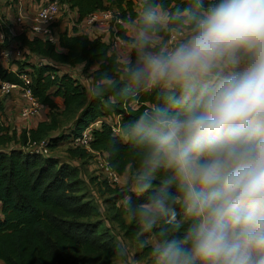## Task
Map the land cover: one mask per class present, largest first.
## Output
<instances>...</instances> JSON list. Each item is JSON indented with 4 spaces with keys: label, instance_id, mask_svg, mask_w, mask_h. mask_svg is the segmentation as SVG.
I'll list each match as a JSON object with an SVG mask.
<instances>
[{
    "label": "clouds",
    "instance_id": "clouds-1",
    "mask_svg": "<svg viewBox=\"0 0 264 264\" xmlns=\"http://www.w3.org/2000/svg\"><path fill=\"white\" fill-rule=\"evenodd\" d=\"M141 3L124 73L158 102L122 125L147 194L124 207L157 229L154 264H264V0H186L168 18L181 38L160 45L155 0Z\"/></svg>",
    "mask_w": 264,
    "mask_h": 264
},
{
    "label": "trees",
    "instance_id": "trees-1",
    "mask_svg": "<svg viewBox=\"0 0 264 264\" xmlns=\"http://www.w3.org/2000/svg\"><path fill=\"white\" fill-rule=\"evenodd\" d=\"M17 2L18 0H14L13 3L15 13ZM63 2L77 11L80 20L96 11L115 7V16L122 19V23L116 24V33L124 40L133 42L134 37L128 35L125 24L135 22L138 26L142 11L141 0ZM155 3L159 11L167 13V22H162L160 31L156 34L163 39L161 44H164L171 30L177 29L168 18L176 9L185 7L186 0H155ZM9 14L13 15V11ZM9 20L12 24L13 19ZM111 31L114 32L113 29ZM0 32L7 44L15 42L26 49L29 58H38V61H32L31 58L18 60L15 69H7L0 64V78L30 90L40 104L49 108L47 119L40 120L36 126L25 128L20 133L10 127H0V264H59L55 250L104 257L105 263L111 264L116 254L114 249L95 236L94 225L81 221L89 217L90 210L70 193L69 180L76 174L75 170L68 163H59L55 156L24 151L21 147H16V144L23 147L29 141L46 140L51 149L69 144L67 153L70 157L86 158L89 152L75 147L74 138L81 135L96 119L114 114L122 116L121 135H114L111 127L103 124L94 130L92 148L104 153L109 166L119 175L129 172V176H132L130 188L111 187L106 182L115 204L121 201L117 205L118 218L113 221H116L126 238L138 239L142 244L135 257H149V261L154 263L151 257L152 245L147 240L150 236L158 239L157 229L142 231L138 222L124 207L127 197H131L133 205H136L145 200L147 194L142 195L136 189L140 159L131 143L123 136L122 125L140 111L157 103L156 96L131 85L124 73V66L128 62L121 61L111 44L101 35L90 37L74 28L72 32H59L58 41L54 43L39 37L31 38L25 33L12 34L10 27L2 21ZM135 58L133 51L131 60L134 61ZM42 59L46 60L40 62ZM61 66H83L85 72L93 69L95 92L88 100L80 80L68 72H61ZM22 73L30 76V84L22 80ZM58 98L62 99V107L57 102ZM61 111L77 113V117L66 131L52 135L53 131L60 128L58 115ZM167 175L163 170L158 173L161 179ZM175 207L178 217L182 216L179 202ZM129 215L131 219L127 220ZM165 226V222L161 220L157 228Z\"/></svg>",
    "mask_w": 264,
    "mask_h": 264
},
{
    "label": "rangeland",
    "instance_id": "rangeland-1",
    "mask_svg": "<svg viewBox=\"0 0 264 264\" xmlns=\"http://www.w3.org/2000/svg\"><path fill=\"white\" fill-rule=\"evenodd\" d=\"M47 1L48 0H43V2ZM60 1L64 4L67 3L63 2L65 0ZM13 3L14 0H0V21L5 22L10 27L12 34H17L18 32L9 20L10 18L14 19L15 12L13 9ZM32 3L38 6L36 1L32 0ZM9 6L10 9L8 10ZM111 9L114 10L115 7ZM11 10L13 11V15L9 14ZM85 25V23H81L78 24V26L73 27L83 33H89L90 31H86L87 26ZM111 29L112 22L108 27L109 35L112 33ZM132 29H134L133 25L129 27L130 33L132 32ZM94 30L95 31L91 30L92 36L98 34L109 41V35H107V33L99 32L97 29ZM0 41H2L0 42V48L5 47L13 50L12 61L8 64L10 68H16V61L29 58L26 49L22 48L17 43L13 42L10 45L9 43L7 44L2 33L0 34ZM166 42L167 44H171L168 40ZM31 60L36 61L37 59L32 57ZM61 72H68L80 80L85 87L87 100L94 94L95 90L91 71L85 72L83 66H76L75 68L62 67ZM29 102V97L20 89L14 90L10 93L0 91V127H10L20 133L23 129L34 127L40 120L48 118L49 108L45 107L41 109L37 115H33L26 120L21 115V109L28 105ZM57 102L60 107H62V99L58 98ZM60 113L61 114L58 115L60 128L57 131H53L52 135H57L60 132L66 131L73 125L77 117V113H66L63 111ZM68 146L69 144H61L55 149H52L50 155L55 156L59 163H68V165L75 170L76 174L69 180L71 183L70 193L78 199L80 204L87 205L90 210L89 217L81 219V221L89 222L94 225L96 228L95 236H98L101 241L109 243L114 249L116 254L112 258L111 264H154L153 262H150L149 259H137L135 257V253L139 251L138 249L140 248L141 243L136 239L126 238L116 221H113L118 218L117 205H119L121 201H118L117 204H115L113 194H110L107 190L106 184L109 183V181L104 178L99 156L96 155V153L90 152L86 158H73L67 153ZM16 147L21 146L20 144H16ZM130 177L132 178L131 175H126V178L123 181L124 188H130ZM109 184H111V187H117L120 185L118 182H110ZM133 186L134 185H132V187ZM126 219L130 220L131 216H127ZM55 253L59 257V264H106L104 257H89L82 253L77 254L74 251L61 252L55 250Z\"/></svg>",
    "mask_w": 264,
    "mask_h": 264
},
{
    "label": "built area",
    "instance_id": "built-area-1",
    "mask_svg": "<svg viewBox=\"0 0 264 264\" xmlns=\"http://www.w3.org/2000/svg\"><path fill=\"white\" fill-rule=\"evenodd\" d=\"M21 1L25 2L26 0H18V4ZM82 20H85L87 23L90 24L103 23L107 26H110V23L112 22V29L114 30V32L111 33L108 41L111 44L112 48L119 45H123V43L126 41L116 33V24L122 23V19L115 16L114 10H112L111 8L96 11ZM82 20L79 19L77 11L72 10L68 3L64 4L60 0H48L47 2H40L36 10L31 14L26 13L25 4L18 5L16 7L14 19L12 20V25L18 32L17 34L25 33L31 38L39 37L41 39L57 43L59 32L65 30H69L70 32H72L74 28L73 26H78V24ZM180 38V32L177 29H173L170 32L168 41L170 43H173L174 41ZM12 56V49L5 47L0 48V64L3 67L7 69H12L8 66V64L12 61ZM36 59V61H38V58ZM45 60L46 59H42V61L40 62H43ZM20 77L26 84H30V76L22 73ZM17 89L24 91V93L30 99L29 104L21 109V115L26 120L31 118L33 115H37L41 109L45 108L42 104L39 103L36 98L32 96L30 90L26 89L21 85L14 84L0 78L1 92L10 93ZM121 117L122 116L119 114H114L98 118L93 123H91L86 129H84L81 135L75 137L73 140V145L75 147H81L83 149H86L89 153L93 152L99 156L101 160V169L104 174V178L108 180L109 183H119L120 175L109 166L104 153L96 151L92 148V141L94 139V130L96 128L101 127L103 124H107L108 126H110L114 135H121ZM21 148L24 151L34 152L45 156H49L52 150L48 146L46 140H42L39 142L29 141L26 146H21Z\"/></svg>",
    "mask_w": 264,
    "mask_h": 264
},
{
    "label": "crops",
    "instance_id": "crops-1",
    "mask_svg": "<svg viewBox=\"0 0 264 264\" xmlns=\"http://www.w3.org/2000/svg\"><path fill=\"white\" fill-rule=\"evenodd\" d=\"M36 3H38V6H39V3L40 2H37L36 1ZM25 4V11H26V13L27 14H31L32 12H34L35 10H36V8L38 7V6H36L35 4H33L32 3V0H26L25 2L24 1H21V2H19V4H18V2L16 3V7L18 6V5H24ZM160 12V14H161V16H162V18H163V20H162V22L163 23H166L167 22V13L166 12H163V11H159ZM81 23H85L86 25L85 26H87L86 28V31H90L89 33H84V34H87V35H89L90 37H94V36H92V32H91V30H93V31H95L94 29H97V30H99V32H102V33H107V35H109L108 33H109V30H108V27L109 26H107V25H105V24H103V23H96V24H90V23H87L85 20H82L79 24H81ZM126 26H127V28H128V35H130V36H133V37H135V32H136V30H137V26H136V23L135 22H130V23H127V24H125ZM133 25V27H134V29H132V32L130 33V31H129V27L130 26H132ZM78 32L79 33H83V32H81L80 30H78ZM98 35V34H97ZM111 35V34H110ZM110 35H109V37H110ZM108 37V38H109ZM105 39V38H104ZM106 40V39H105ZM155 40H156V43L157 44H161L162 42H163V39L162 38H160V37H158V36H155ZM107 41H108V39H107ZM164 44H167V42H165ZM112 50L118 55V57L120 58V60L121 61H123V62H129L130 60H131V58H132V53H133V51H135V48L133 47V43H131V42H128V41H125L124 43H123V45H119V46H116V47H114V48H112ZM135 54H136V51H135ZM62 67H68V66H61L60 68H62ZM70 68V67H69ZM73 68H75V67H73ZM91 72H93V69L92 70H90ZM133 106H136V103H133L132 104ZM128 174H129V172L127 173V174H124V175H120V181H119V183H120V187H122V186H124L123 185V181H124V179L126 178V175L128 176ZM118 183V184H119ZM135 240V239H134ZM138 242H139V240L138 239H136ZM157 241V239H156V237L155 236H150L149 238H148V240H147V243H149V244H151V245H153L155 242ZM140 243V242H139ZM142 245L140 244V247H141ZM144 259H146V260H148L149 259V257H147V258H144Z\"/></svg>",
    "mask_w": 264,
    "mask_h": 264
}]
</instances>
